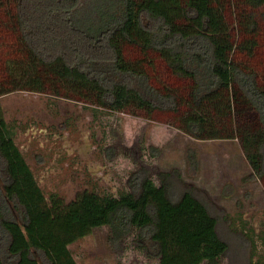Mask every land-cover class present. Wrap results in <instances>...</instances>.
<instances>
[{
    "label": "trees",
    "instance_id": "trees-1",
    "mask_svg": "<svg viewBox=\"0 0 264 264\" xmlns=\"http://www.w3.org/2000/svg\"><path fill=\"white\" fill-rule=\"evenodd\" d=\"M261 49L264 0H0V97L27 91L162 115L193 139L237 140L264 185ZM175 172H159L156 185L137 170L118 197L47 198L0 105V264H76L69 246L102 227L111 245L135 232L156 264H219L228 246L216 220L192 188L174 196ZM250 259L264 264V251Z\"/></svg>",
    "mask_w": 264,
    "mask_h": 264
},
{
    "label": "rangeland",
    "instance_id": "rangeland-1",
    "mask_svg": "<svg viewBox=\"0 0 264 264\" xmlns=\"http://www.w3.org/2000/svg\"><path fill=\"white\" fill-rule=\"evenodd\" d=\"M255 63L262 71L264 49ZM167 76L165 83L182 86ZM0 105L45 197L69 202L84 191L118 197L137 170L147 171L156 185L159 172L175 170L174 196L192 188L216 220V232L228 246L219 264H250L254 249L257 256L263 253L258 237L264 230V185L251 176L237 140H196L162 115L147 119L35 92L6 94ZM135 235L111 245L108 228H97L69 250L76 264H156L135 246Z\"/></svg>",
    "mask_w": 264,
    "mask_h": 264
}]
</instances>
